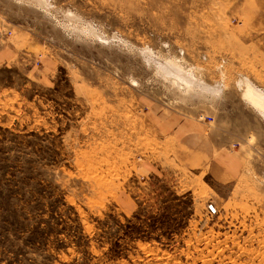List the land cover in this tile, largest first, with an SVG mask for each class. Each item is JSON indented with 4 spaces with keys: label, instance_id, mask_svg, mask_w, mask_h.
Wrapping results in <instances>:
<instances>
[{
    "label": "rangeland",
    "instance_id": "obj_1",
    "mask_svg": "<svg viewBox=\"0 0 264 264\" xmlns=\"http://www.w3.org/2000/svg\"><path fill=\"white\" fill-rule=\"evenodd\" d=\"M247 84L264 0H0V264H264ZM202 123L234 181L175 164Z\"/></svg>",
    "mask_w": 264,
    "mask_h": 264
},
{
    "label": "crops",
    "instance_id": "obj_2",
    "mask_svg": "<svg viewBox=\"0 0 264 264\" xmlns=\"http://www.w3.org/2000/svg\"><path fill=\"white\" fill-rule=\"evenodd\" d=\"M209 131L208 124L202 123L191 130L175 134V164L189 172L198 171L210 175L221 184L232 182L236 168L240 165V155L230 154L227 148L221 150L215 135ZM258 205L264 212V198Z\"/></svg>",
    "mask_w": 264,
    "mask_h": 264
},
{
    "label": "bare ground",
    "instance_id": "obj_3",
    "mask_svg": "<svg viewBox=\"0 0 264 264\" xmlns=\"http://www.w3.org/2000/svg\"><path fill=\"white\" fill-rule=\"evenodd\" d=\"M174 64V63H173ZM176 64V63H175ZM166 65H168V64H166ZM165 65V66H166ZM177 65V64H176ZM168 67H170V66H167L166 68H168ZM172 67V66H171ZM174 67H172L171 68V70L173 69ZM176 68V67H175ZM177 69V68H176ZM175 69V70H176ZM174 70V69H173ZM163 71H165V70H163ZM177 71L179 72V73H182V74H184V77H181V76H179V74H175V73H177V72H173V71H171V72H169L172 76H174V82L176 83V82H181L182 83V85L183 86H185L186 87V90L188 91V90H191V88H193V87H195L196 89L199 87V86H201V87H203V88H205V90H207L208 88H209V90H210V86H205L204 84H203V82H201V81H199L196 77H195V75H194V71H193V69H191V70H187V71H184V69L182 68V67H178V69H177ZM197 85H199V86H197ZM202 88V89H203ZM255 88V87H254ZM254 88H252L250 85H248L247 84V91H246V93H244L245 94V99L246 100H248V103H250L253 107H255V108H257L259 111H261L260 113L262 114V115H264V94L263 93H260V92H258L257 90H255ZM201 90V89H200ZM204 90V89H203ZM202 90V91H203ZM204 92V91H203ZM208 91H206V93H207ZM213 92H215L214 90H213ZM216 92H217V90H216Z\"/></svg>",
    "mask_w": 264,
    "mask_h": 264
}]
</instances>
